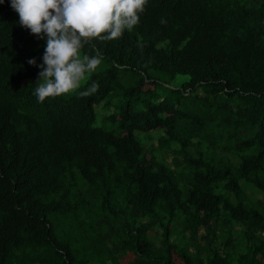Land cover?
Here are the masks:
<instances>
[{"label":"trees","instance_id":"16d2710c","mask_svg":"<svg viewBox=\"0 0 264 264\" xmlns=\"http://www.w3.org/2000/svg\"><path fill=\"white\" fill-rule=\"evenodd\" d=\"M45 48L2 0L0 264H264V0H147L134 29L81 49L102 59L79 89L39 102ZM118 65L163 80L121 90ZM110 104L117 129L97 125Z\"/></svg>","mask_w":264,"mask_h":264},{"label":"clouds","instance_id":"9594fccd","mask_svg":"<svg viewBox=\"0 0 264 264\" xmlns=\"http://www.w3.org/2000/svg\"><path fill=\"white\" fill-rule=\"evenodd\" d=\"M146 3L147 0H11V7L19 15V24L30 29L37 37H46L43 63L38 65L41 71L38 73L37 81L42 82L34 90L38 101L43 102L48 97L66 95L79 89L85 75L95 71L102 59L98 54L81 55V49L94 39L112 40L120 37L123 32L127 33L134 29ZM160 22L166 23L163 18ZM28 63L36 65L35 58L30 59ZM118 66L124 69L120 76L121 90L135 86L143 80L145 81L143 91H153L154 79L163 80L162 76L157 75L162 73L161 71H153L152 76H148L144 71L134 73L126 65ZM146 66L155 68L152 64ZM97 88L98 85L93 83L80 95L86 97L94 94ZM112 108L115 110L106 118L114 125L113 128L117 129L119 127L117 122H122L124 115L110 104L108 109ZM111 119H114L115 123ZM85 197L86 195L81 196L82 199ZM144 249L146 251V248ZM145 251L141 252L143 256H149L151 250L149 254ZM127 253L133 254L129 262L136 258L134 250L124 253L115 251L113 253L117 255L115 264H118V260ZM101 256L105 260H110L111 253L103 247Z\"/></svg>","mask_w":264,"mask_h":264},{"label":"rangeland","instance_id":"374dc122","mask_svg":"<svg viewBox=\"0 0 264 264\" xmlns=\"http://www.w3.org/2000/svg\"><path fill=\"white\" fill-rule=\"evenodd\" d=\"M158 76H162V73H157ZM188 77L187 76H181L179 78V80L182 82V81H185L187 80ZM147 88L149 86H146ZM115 109L112 108L111 109H108V108H104V107H101L99 106L97 108V113H98V120H97V123L98 125H102V126H106L108 128H112L113 127V124L107 120V116L109 114H111ZM151 132H148V131H145V132H140L139 135L140 136H143L144 134L146 135H149L148 137H146L147 140H144L143 143L147 146V147H150V148H153L155 146H157L158 144V137L161 135L162 131L161 129H155L153 132L152 130H149ZM147 132V133H146ZM151 155L148 153L147 155V158L149 159ZM172 156V154L170 155ZM149 161V160H148ZM120 193L118 192L117 195H119ZM101 197V196H100ZM102 198V197H101ZM112 199L114 200V196L112 197ZM257 206H264V203L262 202H258L256 203ZM88 206H92V207H97V206H94L92 203ZM117 235L115 236V241L118 242L117 238L118 237H127L129 236V234H126L124 232H116ZM105 242V246H104V249L107 248L109 251H112L113 249L110 248L108 245H109V242L107 240L104 241ZM86 249H87V244L84 243V242H81L80 244H78V247H77V251H78V256L79 257H85L86 256ZM133 258V254L131 253H127L125 256H123L121 259L118 260V264H126L127 262H129L131 259ZM173 263L174 264H184V262L181 260L179 254H177L176 252L173 253ZM155 264H164L162 262H156Z\"/></svg>","mask_w":264,"mask_h":264},{"label":"bare ground","instance_id":"6f19581e","mask_svg":"<svg viewBox=\"0 0 264 264\" xmlns=\"http://www.w3.org/2000/svg\"><path fill=\"white\" fill-rule=\"evenodd\" d=\"M167 42V41H166ZM168 43V42H167ZM170 43V42H169ZM163 46V44H161ZM160 46V45H159Z\"/></svg>","mask_w":264,"mask_h":264}]
</instances>
